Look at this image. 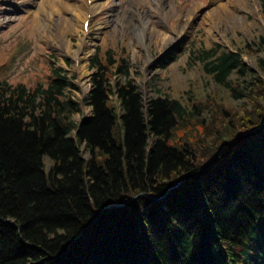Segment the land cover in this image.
Listing matches in <instances>:
<instances>
[{"label":"trees","instance_id":"obj_1","mask_svg":"<svg viewBox=\"0 0 264 264\" xmlns=\"http://www.w3.org/2000/svg\"><path fill=\"white\" fill-rule=\"evenodd\" d=\"M262 43L195 53L239 111L210 97L144 106L109 49L89 63L87 116L60 68L0 82V264H263L264 59L252 74L241 56Z\"/></svg>","mask_w":264,"mask_h":264},{"label":"rangeland","instance_id":"obj_2","mask_svg":"<svg viewBox=\"0 0 264 264\" xmlns=\"http://www.w3.org/2000/svg\"><path fill=\"white\" fill-rule=\"evenodd\" d=\"M21 1L25 0H0V82L33 86L44 80L50 66L60 68L77 86L71 96L84 116L90 113L84 100L91 89L89 63L97 48L124 56L144 106L157 97L178 99L184 105L206 103L210 97L211 104L231 112L239 111L241 102L205 74L195 53L214 45L235 52L247 44L254 50L261 39L264 46V0H98L101 7L91 15L88 36L81 22L90 0H33L29 6L15 7ZM39 8L44 13L35 24L30 15ZM155 31L164 34L153 38ZM81 42L90 45V54L76 59ZM171 46L175 48L170 52L178 57L162 69L158 60ZM254 54L242 53V61L248 72L259 74L257 59H264V52ZM80 120L81 115L75 117ZM183 136L181 130L174 139L182 143ZM80 152L89 159L84 149ZM44 163L51 168L48 158Z\"/></svg>","mask_w":264,"mask_h":264},{"label":"bare ground","instance_id":"obj_3","mask_svg":"<svg viewBox=\"0 0 264 264\" xmlns=\"http://www.w3.org/2000/svg\"><path fill=\"white\" fill-rule=\"evenodd\" d=\"M32 2H33V0H25V1H21V2H19V3H14V5H15V7H20V6H29L30 4H32ZM86 2H87V0H86ZM97 2H98V0H91V5H90V8H89V6H87V7H85V14H84V16L82 17V22H81V30H82V25H83V23L85 22V20L87 19V15L90 13L91 15L93 14V15H95L96 14V12H97V10H98V8H100L101 7V5H98L97 4ZM116 6L115 5H113L112 7H111V10H113L114 8H115ZM223 7V6H222ZM222 7H220V10H221V8ZM224 8H226V6H224ZM223 8V9H224ZM41 10V11H40ZM40 12L41 13H44V10H43V8H39V10L36 12V13H34V14H28L27 15V17L30 15V18L32 19V22H34L35 24L36 23H38V22H40V20H39V17H40ZM27 17H26V20H27ZM210 19H212V18H210ZM25 20V21H26ZM155 34H154V36H153V38L154 37H157V36H161L160 34H164V33H160V31H155L154 32ZM137 35H139L140 37L143 35V32L142 31H140V32H138V34ZM168 38V37H167ZM83 43L81 42L79 45H81V47H80V49L76 52V54H75V58L76 59H82V56L83 55H85V56H88L89 54H90V45L89 44H85L84 46L82 45ZM68 49H70V46L68 47ZM88 54V55H87ZM81 69H82V71L84 70V67L83 66H81ZM82 76H84V73L83 72H81V74H80V78H79V80H81L82 79Z\"/></svg>","mask_w":264,"mask_h":264},{"label":"water","instance_id":"obj_4","mask_svg":"<svg viewBox=\"0 0 264 264\" xmlns=\"http://www.w3.org/2000/svg\"><path fill=\"white\" fill-rule=\"evenodd\" d=\"M263 122H264V120H263ZM180 183H178L177 184V186L179 185ZM150 200H152V201H158V200H160L161 198H155V197H152V196H147Z\"/></svg>","mask_w":264,"mask_h":264}]
</instances>
